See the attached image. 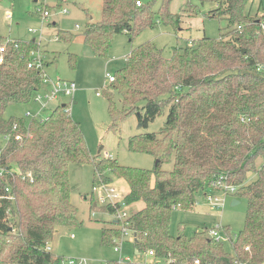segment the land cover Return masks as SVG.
Masks as SVG:
<instances>
[{
	"label": "trees",
	"instance_id": "obj_1",
	"mask_svg": "<svg viewBox=\"0 0 264 264\" xmlns=\"http://www.w3.org/2000/svg\"><path fill=\"white\" fill-rule=\"evenodd\" d=\"M160 2V7L154 6ZM172 0H103L99 21L87 23L84 42L97 56H107L113 37L127 34L132 42L141 30L158 19L179 30L180 13ZM210 2L213 17L228 20L220 38L204 36L193 46L176 47L165 57L151 41L132 47L127 64L107 86L113 130L119 121L138 114L142 125L168 112L159 132L129 138V149L157 159L153 169L126 166L115 159L92 158L80 123L67 104H59L44 118L6 117L12 104H30L47 88L43 71L29 67L33 39L8 43L0 63V262L2 264H60L63 257L48 249L59 227L81 224L71 201L69 166L93 163V188L112 184L111 174L129 185L125 208L131 211L128 227L137 253L154 250L155 257L173 258L176 264H264V33L251 15L255 0H200ZM261 2L263 0H260ZM3 0H0V4ZM192 11L194 4L188 1ZM156 16L158 18H156ZM239 26L242 28L239 29ZM62 40L72 33L59 30ZM7 37L0 35V45ZM72 56H75L72 54ZM47 64V63H46ZM114 91L120 95L115 101ZM16 136H20L19 139ZM174 158L172 169L163 164ZM263 159L261 166L257 160ZM256 177L249 182L251 174ZM237 186L232 196L248 201L244 228L233 234L232 250L216 243L203 228L192 236L170 232L173 210L194 208L197 193L219 190L221 183ZM11 186L15 200L5 197ZM101 205L112 214L118 206ZM97 203L90 202L94 212ZM15 219L13 220V218ZM16 227V228H15ZM119 225H104L102 242L114 246L122 237ZM248 247V248H247ZM107 264H121L117 259Z\"/></svg>",
	"mask_w": 264,
	"mask_h": 264
},
{
	"label": "rangeland",
	"instance_id": "obj_2",
	"mask_svg": "<svg viewBox=\"0 0 264 264\" xmlns=\"http://www.w3.org/2000/svg\"><path fill=\"white\" fill-rule=\"evenodd\" d=\"M188 1L194 4L192 11L188 9ZM44 7L51 12L50 16H43ZM102 7L103 0H3L0 12L10 10L13 19L10 25L4 17L1 18V14L0 18L4 21L1 32L15 39L33 36L43 42L40 52L47 63L45 72L53 81H75L78 87L74 96L60 94L43 109L37 102L9 105L6 117L25 116L30 119L32 115H27V110H30L33 116L38 114V117L44 118L57 105L67 104L72 117L83 129L92 158L97 156L115 159L122 165L153 169L157 159L148 153L131 151L128 146L129 138L137 134L159 132L165 125L168 112L161 113L147 126L142 125L138 114H131L119 121L118 130H113L111 127L113 119L109 113L106 94V88L112 82L108 81L106 73L115 75L123 68L134 46L151 41L160 49L163 56L170 57L174 48L193 46L204 36L220 38L227 30L228 20L213 17L212 8L215 5L210 2L172 0L169 6L171 12L182 15L181 28L178 31L173 25H166L158 19L155 26L141 30L132 42L127 34H116L107 56L100 57L83 41L82 35L91 17L93 21L101 19ZM159 7L158 1L154 9L157 10ZM249 8L253 16L258 13L264 14V0L262 2L255 0ZM64 9L68 12L64 13ZM58 27L72 32L74 38L70 41L59 40L55 36ZM30 28L36 31L29 32ZM66 37L71 38L70 35ZM114 96L115 101L119 102L120 95L117 91H114ZM4 144L5 140L0 136V146ZM262 162L263 159L259 158L257 165L260 167ZM173 166L174 158L163 164L164 169H172ZM94 174L92 162L70 164L71 201L78 209L81 224L60 227L59 232L55 233L49 243L51 251L65 259L82 260L88 264H104L108 260H119L121 254L130 256L133 261L142 264L148 259V255L137 254L133 243L122 242L121 253L115 246L102 242L103 226L114 224L116 217L101 207L102 204L98 200L100 192L93 191ZM111 176L112 184L119 188L125 197L129 191L128 183L113 174ZM255 177L254 173L251 174L249 182ZM220 191L222 188L214 192L207 186L197 193L194 208L185 210L176 207L171 216V234L179 236L183 233L190 237L203 228H213L218 224L228 226L233 234H238L245 226L248 201L244 197H238L239 203L232 205V196L227 195L224 206H216L214 198L208 199L207 195H222ZM91 199L97 203L94 212L90 210ZM140 207L142 203L132 205L127 211L131 213ZM224 246L232 250L229 241L224 242Z\"/></svg>",
	"mask_w": 264,
	"mask_h": 264
},
{
	"label": "built area",
	"instance_id": "obj_3",
	"mask_svg": "<svg viewBox=\"0 0 264 264\" xmlns=\"http://www.w3.org/2000/svg\"><path fill=\"white\" fill-rule=\"evenodd\" d=\"M141 0H137V5H142ZM64 13H67L68 11L66 9L63 10ZM44 17L50 16L51 12L48 8L44 7V10L42 11ZM4 16L6 21L11 25L13 14L9 10H5L3 12H0ZM259 27L261 28L262 32L264 33V18L259 20ZM242 28V26H239V29ZM3 26L0 24V35H5L7 37L6 42L4 44L0 45V63L4 62L5 59V53L7 52L8 43L15 42L17 39L12 38L10 35H7L5 33H2ZM36 30L33 28L29 29V32H35ZM38 45H40V41L37 40ZM32 60L29 62V67H36L43 71V77L45 83H47V88L42 89L39 92H37L34 102L41 104V109L46 108L50 101L56 100L60 94L68 95V96H74L75 92L77 91L78 87L75 81H68V80H58L53 81L49 75L45 72L46 62L44 60L43 54L40 52V48L38 50L32 51ZM259 70L264 69L262 66L258 68ZM106 76L108 78V81L114 82L115 81V75L110 74L109 72L106 73ZM27 115H32V112L29 110L27 111ZM34 116H38V114H35ZM17 139L20 138V136H16ZM5 145V144H4ZM3 147V146H2ZM0 146V148H2ZM5 173V170L1 167L0 168V175H3ZM221 183V182H220ZM220 188H222V195H214V194H208V199L214 198L216 206H224L225 204V198L227 195H233L237 191V186L230 185V184H222L220 185ZM98 190L100 194L98 195V200L102 205H113L116 206L120 202H122V206H118L117 210L114 212V215L116 217V223L120 225L123 235L121 238L116 240L115 248L119 250L122 253L121 244L122 242H125L126 240H130L131 242H134V234L133 231L127 226L128 225V218L130 216V213L127 211V208L124 207L125 202L124 196L121 194L119 188H117L113 184H101L99 186H96L93 188V191ZM214 190V189H213ZM219 190H214V192H218ZM6 195L5 197L15 200V194L12 191L11 186H8L6 188ZM1 199V196H0ZM208 232L210 234V237L216 242V243H222L229 241L232 244V237L231 235L226 231L225 226H222L218 224L217 226H214L213 228H208ZM236 237V234H235ZM248 248V247H247ZM48 249L51 250V247L48 246ZM148 259L145 260L142 264H176L177 260L173 258H159L155 257L154 250H149L148 253ZM121 264H138L137 262L133 261L130 256H124L121 254L120 259L118 260ZM1 264V263H0ZM60 264H88L85 261L82 260H76V259H65L63 258L60 262ZM107 264V263H104ZM194 264H200L199 260H195ZM236 264H242L239 262H236Z\"/></svg>",
	"mask_w": 264,
	"mask_h": 264
},
{
	"label": "crops",
	"instance_id": "obj_4",
	"mask_svg": "<svg viewBox=\"0 0 264 264\" xmlns=\"http://www.w3.org/2000/svg\"><path fill=\"white\" fill-rule=\"evenodd\" d=\"M35 1H38V0H35ZM10 11V10H9ZM4 16L2 15L1 16V18H3ZM1 18H0V24L3 26V24H4V21L3 20H1ZM4 20L6 21V19L4 18ZM7 22V21H6ZM89 22H96V21H93V19H92V17H91V20L89 21ZM88 22V23H89ZM77 27H79V25L77 24ZM59 30H60V28L58 27L57 28V32H56V37L59 39V40H61V38L59 37ZM70 32V31H69ZM70 33H72V32H70ZM73 34V33H72ZM83 36V35H82ZM33 37V36H32ZM31 36H28V38H16V39H25V40H28V39H33V40H36L37 41V38H32ZM13 38V37H12ZM74 38V35H72V37H71V39L70 40H72ZM83 41H84V39H83ZM43 44V42H40V45H39V48H40V46ZM27 111H29V110H27ZM127 194V193H126ZM238 197L237 196H232V201L234 200V199H237ZM92 200V199H91ZM238 200V199H237ZM239 201V200H238ZM238 203V202H237ZM114 224H116V219L114 220ZM60 228V227H59ZM59 228H58V230H57V232H59ZM126 241H128V242H131L130 240H126ZM131 243H133V242H131ZM134 245V244H133ZM51 250H52V248H51ZM135 252L137 253V251H136V249H135ZM137 254H139V253H137ZM140 255V254H139ZM147 260H150V259H147Z\"/></svg>",
	"mask_w": 264,
	"mask_h": 264
},
{
	"label": "water",
	"instance_id": "obj_5",
	"mask_svg": "<svg viewBox=\"0 0 264 264\" xmlns=\"http://www.w3.org/2000/svg\"><path fill=\"white\" fill-rule=\"evenodd\" d=\"M237 202L239 203V201H238L237 199H234V200L232 201V205L237 204Z\"/></svg>",
	"mask_w": 264,
	"mask_h": 264
}]
</instances>
